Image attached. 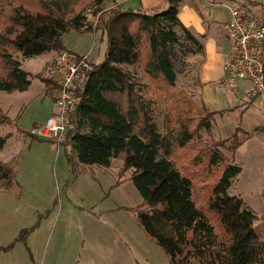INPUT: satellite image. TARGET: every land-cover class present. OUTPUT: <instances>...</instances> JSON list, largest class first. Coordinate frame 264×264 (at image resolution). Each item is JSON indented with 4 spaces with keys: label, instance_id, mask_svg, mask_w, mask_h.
Returning a JSON list of instances; mask_svg holds the SVG:
<instances>
[{
    "label": "trees",
    "instance_id": "trees-1",
    "mask_svg": "<svg viewBox=\"0 0 264 264\" xmlns=\"http://www.w3.org/2000/svg\"><path fill=\"white\" fill-rule=\"evenodd\" d=\"M105 1L0 0V91L23 92L30 86L32 75L16 55L63 50L69 29L104 33L103 58L86 71L67 118L61 141L67 146L66 163L71 169L107 167L123 153V168L130 169L128 179L140 198L136 220L168 264H264V240L253 228L264 215L257 217L238 195L226 191L240 172L231 156L248 133L236 128L223 142L206 143L199 130L209 131L212 112L205 110L193 129L177 117L166 121L165 112L161 130L156 121L158 107L148 92L150 83L174 92L184 58L203 52V45L176 16L179 0H166L165 7L150 11L114 6L95 23L86 19L87 10L95 16ZM135 63H140L149 86L124 68ZM10 123L0 105V129ZM17 132L34 137L21 128ZM10 136L0 132V149ZM200 143L205 147L199 152ZM202 174L209 183L202 190L204 201L197 203L194 175ZM19 188L14 163L0 160V192L18 196ZM28 233L22 229L16 240H25Z\"/></svg>",
    "mask_w": 264,
    "mask_h": 264
},
{
    "label": "rangeland",
    "instance_id": "rangeland-1",
    "mask_svg": "<svg viewBox=\"0 0 264 264\" xmlns=\"http://www.w3.org/2000/svg\"><path fill=\"white\" fill-rule=\"evenodd\" d=\"M110 1L103 2L100 11L95 16L89 14L87 19L94 22L99 14L104 16L114 9ZM63 45L73 53L88 54L91 63H97L103 58L106 38L98 30L77 32L69 29L63 36ZM58 52L54 53L57 55ZM49 56L50 53L32 57L16 55L22 68L32 75L30 86L23 92L0 91V105L12 119V123L0 129L1 133H11L0 149V160L14 163L15 179L21 191L18 196L11 191L0 192V247L13 243L9 250L0 251V264H141L142 261L136 258L140 254L149 264H162V260L168 264L162 250L145 235L136 220L134 209L140 198L128 179L130 169L123 168V153L112 158L107 167L77 165L71 169L65 161L67 146L64 148L62 142V145L55 144L41 136V125L56 110L49 93L51 82L43 77L49 61L43 63ZM185 59L183 69L176 74L173 98L165 95L172 94L171 90L154 83L149 86L140 63L124 66L134 72L140 82L147 84L148 92L156 97V121L160 130L164 112L166 121L177 117V121L188 122V127L193 129L198 115L207 111L199 102L197 86L191 84L193 74L185 72ZM215 87L235 91L217 83ZM229 97L225 104L232 100ZM218 105L222 104L218 102ZM249 112L256 115L252 109ZM214 119V126L208 132L199 130L200 139L206 143L223 142L220 137L231 128L224 122V117ZM17 128L31 132L34 137L19 134ZM204 147L205 144L200 143L199 152ZM221 152L228 155L223 148ZM236 159L241 160V156L237 155ZM235 163L239 165L237 161ZM256 173L261 177L264 170L249 171L246 168L240 177L237 175L232 179L227 194L239 192L249 175ZM201 176L194 175L197 203L204 201L202 190L209 183V177ZM249 204L259 214L258 204ZM253 228L259 238L264 236L262 219L258 218ZM22 229H28V235L25 240H16ZM100 242L107 246L99 249ZM89 243L95 245L90 247ZM126 245L134 247V257L128 253V256L123 255L122 249Z\"/></svg>",
    "mask_w": 264,
    "mask_h": 264
},
{
    "label": "crops",
    "instance_id": "crops-1",
    "mask_svg": "<svg viewBox=\"0 0 264 264\" xmlns=\"http://www.w3.org/2000/svg\"><path fill=\"white\" fill-rule=\"evenodd\" d=\"M110 3L121 8L141 11H150L166 6V0H111ZM225 5L241 7L264 21V0H179L176 16L179 22L203 45L201 54L186 57L187 70L185 72L189 75L193 74L194 78H192L191 84L194 83L197 86L199 102L207 111L212 112L211 121L213 124H210V128L214 126V118L221 116L224 117V122H227L226 124L230 125L231 128L226 132L227 134L220 138H228L236 128L248 133V137L240 142L231 156L232 160L237 161L240 165V172L237 174L240 177V174L246 168L249 171L264 170V124L259 111V101L257 99L249 101L245 97L242 87L235 89L234 92L222 91L220 88L215 87L216 83L220 85L222 76L221 61L229 48L222 29L223 23L228 18V10ZM49 53L50 56L44 61L43 65L50 59L55 58L56 54L54 52L41 55ZM227 96L232 100L225 104ZM218 102L222 105L219 106ZM249 109H252L257 116L250 113ZM237 155L241 156V160L236 159ZM258 174L249 175L244 186L239 188L236 195L252 210L253 208L249 203L258 204L259 214L254 210L253 212L256 216H262L264 215V173L261 177ZM260 238L264 240V236ZM89 245L91 247L95 244L89 243ZM106 246V243L100 242L98 248L102 249ZM134 251L132 245H126L125 249H122L123 255L128 253L131 257H134L132 255ZM157 253L160 255L159 251ZM140 255H136L137 260L142 261L141 264H149L147 259L142 260L143 256ZM159 255L158 257H160ZM162 264H165L164 260H162Z\"/></svg>",
    "mask_w": 264,
    "mask_h": 264
},
{
    "label": "built area",
    "instance_id": "built-area-1",
    "mask_svg": "<svg viewBox=\"0 0 264 264\" xmlns=\"http://www.w3.org/2000/svg\"><path fill=\"white\" fill-rule=\"evenodd\" d=\"M225 7L228 18L222 29L229 48L221 61L219 84L231 90L242 87L249 101L257 99L264 124V21L241 7ZM85 15L87 19L89 13ZM90 66L87 54L66 49L45 65L43 77L51 82L49 93L56 110L45 119L40 133L55 144L64 138L67 118L76 106Z\"/></svg>",
    "mask_w": 264,
    "mask_h": 264
}]
</instances>
